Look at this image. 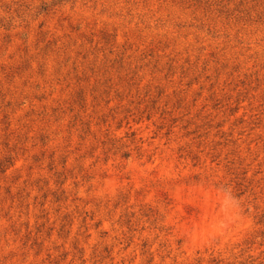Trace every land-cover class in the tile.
<instances>
[{
	"label": "rangeland",
	"instance_id": "1",
	"mask_svg": "<svg viewBox=\"0 0 264 264\" xmlns=\"http://www.w3.org/2000/svg\"><path fill=\"white\" fill-rule=\"evenodd\" d=\"M0 264H264V0H0Z\"/></svg>",
	"mask_w": 264,
	"mask_h": 264
}]
</instances>
